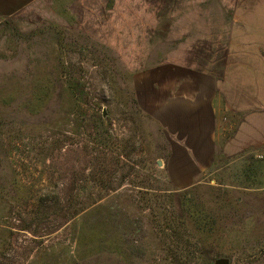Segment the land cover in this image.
I'll use <instances>...</instances> for the list:
<instances>
[{"label":"rangeland","instance_id":"rangeland-1","mask_svg":"<svg viewBox=\"0 0 264 264\" xmlns=\"http://www.w3.org/2000/svg\"><path fill=\"white\" fill-rule=\"evenodd\" d=\"M229 31L264 47V0H36L0 20V264H264V153L188 187L166 172L178 125L158 108Z\"/></svg>","mask_w":264,"mask_h":264},{"label":"crops","instance_id":"crops-1","mask_svg":"<svg viewBox=\"0 0 264 264\" xmlns=\"http://www.w3.org/2000/svg\"><path fill=\"white\" fill-rule=\"evenodd\" d=\"M35 1L0 0V20ZM223 37L234 38L236 44L212 47L205 68L196 70L192 62L188 69L194 75L176 82L179 95L158 108L178 125L172 131L164 126L166 172L176 187L190 186L204 170L216 172L224 158H260L264 153V47L250 44L242 31Z\"/></svg>","mask_w":264,"mask_h":264},{"label":"water","instance_id":"water-1","mask_svg":"<svg viewBox=\"0 0 264 264\" xmlns=\"http://www.w3.org/2000/svg\"><path fill=\"white\" fill-rule=\"evenodd\" d=\"M158 165H160L159 162H158ZM215 264H227V261L220 260V261H216Z\"/></svg>","mask_w":264,"mask_h":264}]
</instances>
